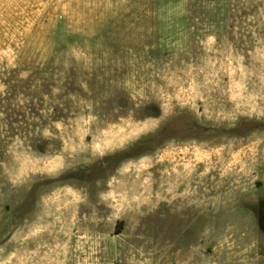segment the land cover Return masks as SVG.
<instances>
[{
	"label": "rangeland",
	"instance_id": "374dc122",
	"mask_svg": "<svg viewBox=\"0 0 264 264\" xmlns=\"http://www.w3.org/2000/svg\"><path fill=\"white\" fill-rule=\"evenodd\" d=\"M10 69L0 264H264V0H0Z\"/></svg>",
	"mask_w": 264,
	"mask_h": 264
},
{
	"label": "trees",
	"instance_id": "16d2710c",
	"mask_svg": "<svg viewBox=\"0 0 264 264\" xmlns=\"http://www.w3.org/2000/svg\"><path fill=\"white\" fill-rule=\"evenodd\" d=\"M17 70L18 69H10L6 71L4 80V85L6 87L3 93L0 94V108L10 117L16 114L27 118L29 113L37 116L38 112L34 102L35 96H33L34 90L31 89V86H26L28 83H31V80L24 85L26 81L19 78ZM38 87L39 86L36 85V88ZM20 95L26 98V102L23 104L16 102V99L19 98ZM21 121L24 120L22 119ZM13 122H17V120L12 119L10 121V123ZM115 230L117 229L115 228Z\"/></svg>",
	"mask_w": 264,
	"mask_h": 264
},
{
	"label": "crops",
	"instance_id": "0c3cea01",
	"mask_svg": "<svg viewBox=\"0 0 264 264\" xmlns=\"http://www.w3.org/2000/svg\"><path fill=\"white\" fill-rule=\"evenodd\" d=\"M238 264H244V262L242 261V262H239ZM260 264V263H259Z\"/></svg>",
	"mask_w": 264,
	"mask_h": 264
}]
</instances>
